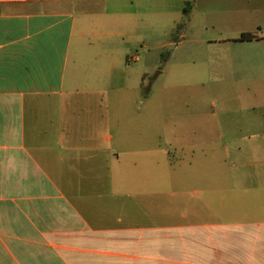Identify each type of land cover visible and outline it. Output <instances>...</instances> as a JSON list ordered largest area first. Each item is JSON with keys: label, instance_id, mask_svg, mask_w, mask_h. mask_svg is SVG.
I'll list each match as a JSON object with an SVG mask.
<instances>
[{"label": "crops", "instance_id": "obj_1", "mask_svg": "<svg viewBox=\"0 0 264 264\" xmlns=\"http://www.w3.org/2000/svg\"><path fill=\"white\" fill-rule=\"evenodd\" d=\"M186 1L0 0V264H264V205L141 207L116 184L136 125H109L106 99L135 92L136 32L264 52V0Z\"/></svg>", "mask_w": 264, "mask_h": 264}, {"label": "rangeland", "instance_id": "obj_2", "mask_svg": "<svg viewBox=\"0 0 264 264\" xmlns=\"http://www.w3.org/2000/svg\"><path fill=\"white\" fill-rule=\"evenodd\" d=\"M184 33L136 32L135 92L106 99L109 125H136V177L116 184L136 191L141 207L245 203L256 214L264 205V52L209 49ZM160 40L173 43L154 49Z\"/></svg>", "mask_w": 264, "mask_h": 264}, {"label": "trees", "instance_id": "obj_3", "mask_svg": "<svg viewBox=\"0 0 264 264\" xmlns=\"http://www.w3.org/2000/svg\"><path fill=\"white\" fill-rule=\"evenodd\" d=\"M190 5H191V1L190 0L186 1V8H184V10H183L184 14L188 13ZM181 25H183V24H180L179 27H177V28H180ZM251 38H252V36L250 34H242L240 36V40H249Z\"/></svg>", "mask_w": 264, "mask_h": 264}]
</instances>
